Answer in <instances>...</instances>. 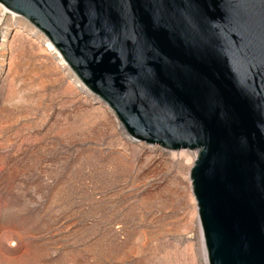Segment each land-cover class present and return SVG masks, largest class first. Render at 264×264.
I'll return each mask as SVG.
<instances>
[{
    "label": "water",
    "instance_id": "water-1",
    "mask_svg": "<svg viewBox=\"0 0 264 264\" xmlns=\"http://www.w3.org/2000/svg\"><path fill=\"white\" fill-rule=\"evenodd\" d=\"M131 137L196 150L207 264H264V0H0Z\"/></svg>",
    "mask_w": 264,
    "mask_h": 264
},
{
    "label": "rangeland",
    "instance_id": "rangeland-1",
    "mask_svg": "<svg viewBox=\"0 0 264 264\" xmlns=\"http://www.w3.org/2000/svg\"><path fill=\"white\" fill-rule=\"evenodd\" d=\"M46 41L0 5V264H207L196 150L131 137Z\"/></svg>",
    "mask_w": 264,
    "mask_h": 264
},
{
    "label": "bare ground",
    "instance_id": "bare-ground-1",
    "mask_svg": "<svg viewBox=\"0 0 264 264\" xmlns=\"http://www.w3.org/2000/svg\"><path fill=\"white\" fill-rule=\"evenodd\" d=\"M44 37H45V36H44ZM45 47H46L47 50H49V51H51L52 53H54L55 56H56V58H57V60H58L62 65H64V64L61 62V60H60V58H59L57 52L55 51V49H54V47L52 46V44L50 43V41H48V40L46 41V43H45ZM70 71H71V70H70ZM76 83H77L78 86H82V87H84V84L82 83V81H81L80 79H76ZM104 103H105V102H104ZM183 150H184V149H183ZM196 152H197V151H196ZM178 155L181 157L182 160H186V161L193 160V158L195 157V153H190V154H188L187 152H184V151L179 152ZM198 222H199V221H198ZM199 226H200V224H199ZM199 237H200V243H201V247H202L203 257H204V259H205V261H206V255H205V250H204V244H203L202 232H201V228H200V227H199ZM206 263H207V261H206Z\"/></svg>",
    "mask_w": 264,
    "mask_h": 264
}]
</instances>
